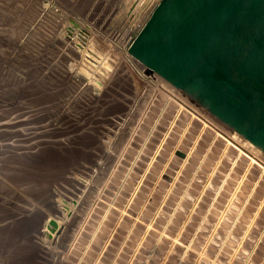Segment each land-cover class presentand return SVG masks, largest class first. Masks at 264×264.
I'll return each mask as SVG.
<instances>
[{
  "label": "rangeland",
  "instance_id": "rangeland-1",
  "mask_svg": "<svg viewBox=\"0 0 264 264\" xmlns=\"http://www.w3.org/2000/svg\"><path fill=\"white\" fill-rule=\"evenodd\" d=\"M159 1L0 0V177L19 188L3 189L0 264H264L252 155L186 129L187 106L160 147L175 101L147 138L168 96L192 106L129 51Z\"/></svg>",
  "mask_w": 264,
  "mask_h": 264
},
{
  "label": "water",
  "instance_id": "water-1",
  "mask_svg": "<svg viewBox=\"0 0 264 264\" xmlns=\"http://www.w3.org/2000/svg\"><path fill=\"white\" fill-rule=\"evenodd\" d=\"M129 51L264 154V0H160Z\"/></svg>",
  "mask_w": 264,
  "mask_h": 264
},
{
  "label": "crops",
  "instance_id": "crops-1",
  "mask_svg": "<svg viewBox=\"0 0 264 264\" xmlns=\"http://www.w3.org/2000/svg\"><path fill=\"white\" fill-rule=\"evenodd\" d=\"M169 97H168L169 98L168 99L169 101L165 102L164 105L160 108L159 112L156 113L157 118L155 120L154 125L151 127L150 132H148V137H147V138H149L150 136H152L153 135V131L156 130L157 125H160L159 124L160 123V119H163V115L165 113H167V108L169 107L170 101H173L174 100L176 103H178L179 106H180V109L177 111L178 113L173 116V120H172V122H170L171 125H170V127H168L167 132H164L163 133L164 136L161 139L160 147L165 142V140L167 139V137L169 136V131H171V132L173 131L172 128H173V125H175V121L178 118L179 112L182 109H185L186 108L185 107L186 103L184 101H182L183 99L182 100L179 99L180 97L179 98L177 96L174 97L173 95L172 96H169ZM179 102H182L183 104L182 103H179ZM181 106H183V107H181ZM187 111H189V113L192 114V118H191L190 121L186 122V124H187L186 129L191 125V122H192L193 119H197V120L203 122L204 127H206V126L207 127H210V124H211L212 126H214L217 129L216 136H215L213 142L215 141V139H217L218 136L223 137L228 142V145L229 144L233 145V143L231 141H234L237 145H239L240 147L245 148V150L252 155V157H250L251 158V162L249 163V167H248L247 171L249 172V168L252 167V165L254 163H256V164L258 163L259 166H261L262 169H263V171H264V166H262L259 162L256 161V159L258 158L264 164V155H262L261 154L262 151L259 148H257L254 144H252L249 140H247L245 137H243L241 134L237 133L236 131L232 130L224 122H222L220 119H218L215 116L214 117H212V116H207L206 117L198 109L193 108V107L191 108L189 105L187 106ZM219 126H220V128H219ZM203 131H204V128L200 130V133L197 136V140L199 138H201V135H202ZM181 141H182V138L180 140H178V144L174 147L173 153H175V152L177 153V151L180 150L178 147L181 144ZM195 145H196V142H195V144H193V146H191L189 148L188 151H186V152L183 151L185 153V157L184 158H181L182 161L186 162L192 156V153L194 152ZM233 146H235V145H233ZM209 149H207V151H209ZM180 151H182V150H180ZM225 153H226V148L223 150L221 157L224 156ZM240 153H243V151L240 150ZM238 157L239 156L236 157V160L233 162V165H235Z\"/></svg>",
  "mask_w": 264,
  "mask_h": 264
},
{
  "label": "bare ground",
  "instance_id": "bare-ground-1",
  "mask_svg": "<svg viewBox=\"0 0 264 264\" xmlns=\"http://www.w3.org/2000/svg\"><path fill=\"white\" fill-rule=\"evenodd\" d=\"M168 87V86H167ZM163 89V88H162ZM158 91H160V90H158ZM166 93H167V91H165ZM163 93V92H162ZM175 93V92H174ZM165 94V93H164ZM170 94V93H169ZM171 96H172V94H171ZM169 97V96H168ZM175 97V96H174ZM173 97V98H174ZM170 98V97H169ZM168 98V99H169ZM179 98V97H178ZM181 98V97H180ZM179 98V99H180ZM154 99V98H153ZM182 100V99H181ZM169 101V100H168ZM174 101V100H173ZM183 101V100H182ZM179 103H182V102H179ZM183 104V103H182ZM186 106V105H185ZM181 107H183V106H181ZM179 108V107H178ZM164 112V111H163ZM168 113V112H167ZM180 117V116H179ZM171 119V118H170ZM208 120V119H207ZM141 122H142V120H141ZM217 123V122H216ZM209 124V123H208ZM171 125V124H170ZM211 125V124H210ZM215 125V124H214ZM221 126V125H220ZM220 126H219V128H220ZM213 127V126H212ZM137 128H138V126H137ZM157 128V127H156ZM135 131H137V130H135ZM167 132V131H166ZM133 135H135V134H133ZM134 137V136H133ZM129 139H131V138H129ZM148 142V141H147ZM125 146V145H124ZM124 149H126V148H124ZM164 149V148H163ZM126 151V150H125ZM124 153V152H123ZM131 153V152H130ZM256 157V156H255ZM257 160V159H256ZM141 161V160H140ZM115 164H117V163H115ZM263 164V163H262ZM264 165V164H263ZM116 167V166H115ZM115 169V168H114ZM112 172V171H111ZM109 179V178H108ZM108 182V181H107ZM114 184V183H113ZM15 186H17V184L14 182V184H13V180H12V178H10L9 176L8 177H6V178H2V177H0V227H1V225L4 223L3 221H5L6 222V218H8V214H9V212H7V211H5V209H3L4 207H2L3 205H6V204H11L10 203V201H9V196H8V194H10V193H7L6 191H4L3 189H6V188H15V190L12 192L13 194H15L16 193V191L19 189L18 188V186H17V188L15 187ZM21 190V189H20ZM27 190V189H26ZM35 190V189H34ZM27 191H29V190H27ZM32 191V190H31ZM103 192V191H102ZM101 193V192H100ZM32 194V193H31ZM39 195V194H38ZM43 195V194H42ZM126 195V194H125ZM66 199V198H65ZM60 201H61V198H60ZM67 201L68 202H64L66 205H67V207L63 210L60 206H59V201H58V203H57V206H56V212L57 213H59V215L61 214V215H63L64 216V218H62L61 216H59L58 218L60 219H57V218H55L54 216H53V219H52V221H51V226H52V228H50V230H52L53 228L56 230V229H59L60 227H61V225L63 226L64 225V223H65V220L71 215V209H72V203H71V201H69L68 199H67ZM94 206V205H93ZM2 207V208H1ZM8 207H10V205L8 206ZM92 210V209H91ZM90 213V212H89ZM88 215V214H87ZM86 218V217H85ZM88 218V217H87ZM85 220V219H84ZM83 222V221H82ZM82 224H84V223H82ZM80 230H81V228H80ZM53 231V230H52ZM80 233V232H79ZM1 234V233H0ZM74 236H76V235H74ZM2 237V236H1ZM76 238V237H75ZM76 240V239H75ZM73 243H75V242H73ZM70 244V243H69ZM72 248V247H71ZM7 249V248H6ZM69 252V251H68ZM4 253V252H3ZM5 255L4 254H2V253H0V262H2L3 263V260L5 261V257H4ZM7 256V255H6ZM2 259V260H1Z\"/></svg>",
  "mask_w": 264,
  "mask_h": 264
},
{
  "label": "built area",
  "instance_id": "built-area-1",
  "mask_svg": "<svg viewBox=\"0 0 264 264\" xmlns=\"http://www.w3.org/2000/svg\"><path fill=\"white\" fill-rule=\"evenodd\" d=\"M138 72H139V74H140L141 76H144V78H146L145 75L143 74V72H142L141 70L139 71V69H138ZM188 105H189L191 108L194 107L193 105L191 106L190 104H187V106H188ZM186 110H187V108H186ZM188 110H189V109H188ZM188 112H189V111H188ZM190 112H191V111H190Z\"/></svg>",
  "mask_w": 264,
  "mask_h": 264
}]
</instances>
